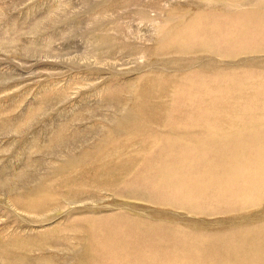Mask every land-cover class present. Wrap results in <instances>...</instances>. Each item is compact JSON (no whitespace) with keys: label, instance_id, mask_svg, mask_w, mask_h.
<instances>
[{"label":"rangeland","instance_id":"374dc122","mask_svg":"<svg viewBox=\"0 0 264 264\" xmlns=\"http://www.w3.org/2000/svg\"><path fill=\"white\" fill-rule=\"evenodd\" d=\"M0 264H264V0H0Z\"/></svg>","mask_w":264,"mask_h":264}]
</instances>
